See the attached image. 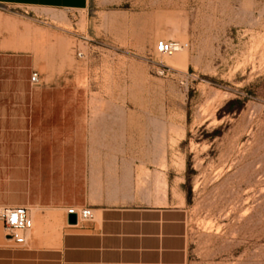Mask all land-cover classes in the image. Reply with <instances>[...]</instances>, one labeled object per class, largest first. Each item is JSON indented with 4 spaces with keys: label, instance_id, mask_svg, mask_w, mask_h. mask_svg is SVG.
<instances>
[{
    "label": "rangeland",
    "instance_id": "obj_1",
    "mask_svg": "<svg viewBox=\"0 0 264 264\" xmlns=\"http://www.w3.org/2000/svg\"><path fill=\"white\" fill-rule=\"evenodd\" d=\"M13 34L27 48L11 54L61 48L65 62L45 70L77 68L83 99L168 103L187 264H264V0H89L76 13L0 5V38ZM159 40L187 43L186 62L167 61Z\"/></svg>",
    "mask_w": 264,
    "mask_h": 264
},
{
    "label": "crops",
    "instance_id": "obj_2",
    "mask_svg": "<svg viewBox=\"0 0 264 264\" xmlns=\"http://www.w3.org/2000/svg\"><path fill=\"white\" fill-rule=\"evenodd\" d=\"M0 5L76 13L89 0ZM11 37L0 38V210L23 206L32 220L23 245L0 230V264H187V213L171 184L169 104L83 99L77 68L45 70L51 60L65 62L61 48L11 54L24 50L4 48L22 41ZM36 66L39 82L27 84ZM85 207L92 219L67 223L68 208Z\"/></svg>",
    "mask_w": 264,
    "mask_h": 264
},
{
    "label": "built area",
    "instance_id": "obj_3",
    "mask_svg": "<svg viewBox=\"0 0 264 264\" xmlns=\"http://www.w3.org/2000/svg\"><path fill=\"white\" fill-rule=\"evenodd\" d=\"M181 45L176 41L159 40L156 43V49L160 54L171 55L178 51ZM82 55L78 53V56ZM170 67L162 65L161 73L169 71ZM30 82L37 84L39 82L38 72H32ZM75 213L77 222L87 221L93 218V211L90 207H85L80 210L74 208L67 209V215ZM0 222L8 237L15 245H23L25 243V231L31 226V218L27 208L23 206H14L2 208L0 210ZM76 222V223H77Z\"/></svg>",
    "mask_w": 264,
    "mask_h": 264
},
{
    "label": "bare ground",
    "instance_id": "obj_4",
    "mask_svg": "<svg viewBox=\"0 0 264 264\" xmlns=\"http://www.w3.org/2000/svg\"><path fill=\"white\" fill-rule=\"evenodd\" d=\"M11 26V25H10ZM14 35V34H13ZM13 35H12V37H13ZM11 37V38H12ZM18 39V38H17ZM15 40V39H14ZM165 41H167V40H165ZM6 42V41H5ZM177 42V41H176ZM157 43V42H156ZM180 45H181V48L178 50V51H176V52H174L173 54H171V55H165L166 56V60L167 61H169V62H172V63H175V64H182V63H184V62H186V56H187V54H186V50H185V48L187 47V43H180V42H178ZM1 45V44H0ZM2 47V46H1ZM3 47L4 48H17V49H26L27 48V46H25V44H24V42L23 41H11V42H9V43H6V45H3ZM155 47H156V45H155ZM157 50V49H156ZM158 52V51H157ZM159 53V52H158ZM82 54V53H81ZM160 54V53H159ZM163 55V54H162ZM70 59V58H69ZM161 141H163V140H161ZM158 146V145H157ZM160 176H161V174H160ZM160 178H162V177H160ZM160 178H159V180H160ZM156 182V181H155ZM149 183V182H148ZM129 184V183H128ZM158 184V183H157ZM157 186H159V185H157ZM152 187V186H151ZM161 187V186H160ZM159 188V187H158ZM158 190V189H157ZM161 194H162V192H161ZM32 220V219H31ZM6 234V233H5ZM25 235V234H24ZM36 237V236H35ZM34 237V238H35ZM8 238V237H7Z\"/></svg>",
    "mask_w": 264,
    "mask_h": 264
},
{
    "label": "water",
    "instance_id": "obj_5",
    "mask_svg": "<svg viewBox=\"0 0 264 264\" xmlns=\"http://www.w3.org/2000/svg\"><path fill=\"white\" fill-rule=\"evenodd\" d=\"M77 218L75 213H70L67 215V223L68 224H76Z\"/></svg>",
    "mask_w": 264,
    "mask_h": 264
}]
</instances>
